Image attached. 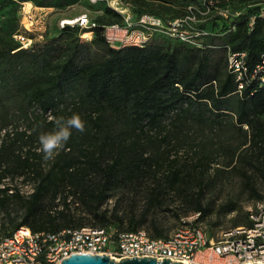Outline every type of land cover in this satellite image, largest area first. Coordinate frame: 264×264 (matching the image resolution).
Here are the masks:
<instances>
[{"label": "trees", "instance_id": "obj_1", "mask_svg": "<svg viewBox=\"0 0 264 264\" xmlns=\"http://www.w3.org/2000/svg\"><path fill=\"white\" fill-rule=\"evenodd\" d=\"M183 1L186 11L173 10L167 17H183L196 3ZM204 1L213 8L224 7L226 0ZM108 10L117 20L95 22L88 29L90 40L74 33L87 31L78 25H64L56 36L27 47L15 33L0 34V211L10 215L13 203L21 210L4 237L20 226L57 232L86 225L74 220L70 202L92 213L99 225L113 223L108 209H100L110 192L136 187L147 177V205L158 206L166 191L203 183L219 150L226 153L228 169L217 171L239 165L245 183H253L256 173L264 177V86L246 81L238 91L228 65V52L235 51L245 52L249 69L259 61L264 16H220L228 21V38L204 33L199 45L151 38L143 46L112 47L104 26L120 22L121 15ZM142 13L165 17L155 8L138 9L137 15ZM74 113L86 122V131L73 130L59 154L44 160L39 134L54 130L56 118ZM235 131L242 133L235 144L230 136L216 138ZM181 149L187 158L178 155ZM15 177L31 183L32 190L25 194L5 182ZM195 209L206 211L199 203ZM145 221V214L132 215L125 230ZM249 223L248 217L234 226ZM152 227V235H167L155 222Z\"/></svg>", "mask_w": 264, "mask_h": 264}, {"label": "rangeland", "instance_id": "obj_2", "mask_svg": "<svg viewBox=\"0 0 264 264\" xmlns=\"http://www.w3.org/2000/svg\"><path fill=\"white\" fill-rule=\"evenodd\" d=\"M19 1L21 0H0V34L12 36L14 33H21L25 40L31 37L32 43L36 40H45L56 36L62 28L61 19L72 18L79 14H86L94 22L117 20L115 14L108 10L109 8L121 15V19H118L121 21L114 22L120 26L124 25L126 18L136 22L139 16L143 14L137 15L140 8L159 9L165 17L159 14L146 13L160 19L158 25L137 26L138 29L136 24H133V27H136L137 30L142 29L150 35V39L154 38L161 43H166L169 39H177L168 30L173 19L167 16L173 10L186 11L183 6L184 3H182L183 0H174L176 2L172 0H28L32 3L31 9L34 20L32 31L25 33L20 22L22 19L25 20V17L20 13ZM224 3V7L213 4L212 8L206 6L204 0H196V3L191 5L194 7L196 15V21L191 24V27H195L203 33H219L218 35H224L225 38H228V21H224V18L231 19L239 13L264 14V2L242 3L238 0H226ZM222 10H225V14L220 12ZM220 16L224 18L222 19ZM201 23H204V27L200 26ZM82 29L87 31L83 32V30L76 29L74 33L79 35L82 32L79 37L83 40H90L92 31L89 32V28L86 27ZM189 32L193 31L189 30ZM191 39L200 41L201 38L199 34L195 33ZM25 40L16 41L22 43ZM47 118L50 116L48 115ZM223 136H230L229 142L235 144L241 139L242 133L235 131L226 135L221 132L217 134L216 138L219 139ZM243 147L241 149H244ZM178 155L183 159L188 157L184 149L179 150ZM226 162V153L219 150L215 155L213 166L205 174L203 183L192 181L185 187L166 191L162 203L158 206L147 205L146 198L151 184V177H147L139 182L140 184L136 187L111 191L100 209H108L109 222H113L121 230H125L128 226L130 216L135 215L137 217L145 214L146 221L141 225L142 227L153 232L152 222H155L168 235L179 222L180 217L195 211V205L199 203L206 209L204 213H201L203 226L209 235L217 238L222 232L233 227L235 222L236 224L247 223L249 212L255 211L259 207L264 208V177L256 173L252 175L253 183H245L239 165L236 168L226 170L228 169L225 165ZM220 167L226 169L221 168L223 170L217 171L216 169ZM251 171L252 169L249 168V172ZM5 182L12 183L25 194L33 188L31 183L23 182L21 177H15L13 180L6 178ZM69 208L74 220H81L86 225L101 224L92 213L81 207L80 204L70 202ZM9 211L10 215L0 211V238L4 237L13 223L21 217V210L15 203L10 205Z\"/></svg>", "mask_w": 264, "mask_h": 264}, {"label": "built area", "instance_id": "obj_3", "mask_svg": "<svg viewBox=\"0 0 264 264\" xmlns=\"http://www.w3.org/2000/svg\"><path fill=\"white\" fill-rule=\"evenodd\" d=\"M20 5V13L25 17V20L20 21L22 30L30 32L34 20L32 3L21 1ZM188 9L186 15L172 20L168 30L180 40L199 45V41H194L191 37L195 33H204L191 27L196 21V15L192 11L194 7L189 5ZM220 12L225 14V10ZM159 22L160 19L143 13L136 22L126 18L122 26L118 23L105 25L104 35L112 47L143 46L150 35L142 29L137 30V26L151 27ZM60 24L62 27L78 25L89 29L96 25L86 14L61 19ZM13 36L18 41L25 40L21 33ZM31 43L32 38L28 37L20 46L27 47ZM244 57L243 51L228 52V65L237 81V90L240 91L246 81L252 80L264 86V52L250 69L246 66ZM248 217V225L230 227L217 238L207 233L200 211L181 216L166 236H154L145 227L132 231L121 230L114 223L66 227L57 232L32 231L27 226H20L11 235L0 238V264H59L61 259L74 252L107 254L116 260L130 256H148L157 260L169 258L187 264L264 263V208L259 207L249 212Z\"/></svg>", "mask_w": 264, "mask_h": 264}, {"label": "clouds", "instance_id": "obj_4", "mask_svg": "<svg viewBox=\"0 0 264 264\" xmlns=\"http://www.w3.org/2000/svg\"><path fill=\"white\" fill-rule=\"evenodd\" d=\"M54 123V130L42 132L38 136L39 152L44 160L54 159L59 154L71 138L73 130L79 133L86 131V122L76 113L68 118L58 117Z\"/></svg>", "mask_w": 264, "mask_h": 264}, {"label": "water", "instance_id": "obj_5", "mask_svg": "<svg viewBox=\"0 0 264 264\" xmlns=\"http://www.w3.org/2000/svg\"><path fill=\"white\" fill-rule=\"evenodd\" d=\"M59 264H187L182 261H172L169 258L157 260L155 257L130 256L114 259L107 254L71 253L68 257L61 259ZM245 264H264L259 262Z\"/></svg>", "mask_w": 264, "mask_h": 264}]
</instances>
